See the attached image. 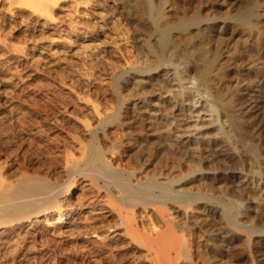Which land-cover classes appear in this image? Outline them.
Instances as JSON below:
<instances>
[{"label":"bare ground","instance_id":"bare-ground-1","mask_svg":"<svg viewBox=\"0 0 264 264\" xmlns=\"http://www.w3.org/2000/svg\"><path fill=\"white\" fill-rule=\"evenodd\" d=\"M63 1L0 0V13L4 14L7 11L15 17V24L19 25L18 27L27 28L30 25L31 27L40 26V20L46 18L48 20L43 24L41 23L42 27L57 30L55 12L59 7L61 8ZM98 1L72 0L76 12L81 7L87 11L91 10ZM116 1L122 4L121 7L124 11L133 15L135 24L133 27L145 35L147 40L145 39L146 41L142 43L145 42V47H143L146 55H141L143 58L137 59L138 61L128 62L130 63L129 70L122 74H115L112 96L115 100L112 106L113 112H108L107 108V110L103 107L101 109L100 103L97 102L98 98L94 95H82L81 91L78 92L79 94L76 96L78 99L87 100L88 103L92 104L91 109L94 113L93 116H95L93 118H96L94 121L93 118L83 116L82 121L79 120L83 122L82 129L90 134L88 142L82 141L84 139L81 140L80 137H74L71 133L74 137L73 142L78 143L76 144L78 149L76 150L67 144L71 147H64L65 149L61 153L60 146H55L54 148L62 154L61 161L57 160L58 157L55 158L57 161L50 162L53 168L48 167L46 172L43 171L44 169L30 171L27 168L28 164L24 169L21 167V173L19 170V174H14L16 177L14 175L13 177L10 173L5 174L6 172L4 173L2 170L3 167H0V228L5 227L7 229L3 232V236L12 233L19 225L26 223L32 224L31 228H35V235L40 234L39 219L44 218L45 221L49 222L55 214L59 215L57 217L58 224H62L65 216H70L71 221L67 224H72L76 221L74 218L76 213L88 209L87 212L92 216L100 212L113 213L118 219V226H123L124 237L127 236L134 243L141 245L146 254L151 257L153 264H180L181 260L196 264L194 256L197 255L194 253L192 240L189 239L188 233L194 230L195 225L193 223L201 220L198 213L203 210L214 217V220H218V226L210 225L211 222L206 218L204 222L211 227L205 230L204 225L199 226L203 233H207L209 237L207 239L209 244L206 245L207 247H203V252L200 251L202 252L201 255L199 254L200 259L205 264L213 261L231 264L230 261L235 254L233 244L238 237H241L240 239L244 243V246L241 247L244 252L251 251L250 247L255 239H257V243L264 242V207L258 203L261 201L264 203V150H261V146L259 147L253 138L254 134L257 133L264 143V0H233V14L228 17L229 19L223 21L219 31H216V27L219 25L217 22L209 23L215 22L216 17L204 18L201 16L200 9H195L192 14H189L186 12L188 8L180 5L181 0ZM198 6L196 5V7ZM169 7L176 11L182 12V9L184 10L182 16L178 20L176 19L178 23L164 21L163 15ZM18 16L27 17L17 21ZM51 25L56 27H51ZM227 27L231 29L232 37H237V41L234 42L235 44L233 43L231 49L229 45H225L226 49L229 47L228 53L225 52V47L223 48L225 43L221 45L219 41L222 31L226 30ZM210 30H215L218 37L215 38L216 34H211ZM214 38L217 39V42ZM196 39H199V43ZM213 40L217 44L212 43ZM199 47L201 50L204 47L206 49L204 48L201 52ZM198 52L201 58L196 62L194 57ZM224 59L226 61L222 62ZM244 61L246 62V70L243 73L240 67ZM225 62L233 68L232 71L228 70L229 66ZM233 77L239 81L242 80L241 77H244L243 79L248 82L247 92L250 95V99L248 98L250 104H248L251 107L249 127L244 125L242 117L234 118L237 115L232 113L235 102L231 96L230 98L226 97L228 88L232 86V83L230 84L228 81ZM154 80H159V83L155 82V84ZM130 83L135 84L140 90L122 93L120 88ZM188 84L191 87H188ZM147 87H151V89ZM60 100L58 96L54 97L53 95L51 98L53 109L60 106L66 110L67 104L64 100L63 103H60ZM217 104H221L226 115L235 114L231 120L233 126L239 135L240 133L246 135L249 141L250 167L244 165V160L240 159L242 155L240 156L239 152V156L237 154V156H232L229 153L230 156L225 153V151L228 152L227 149L232 146V143L231 138L226 133L224 120L222 121L221 112L223 111ZM40 107L36 111L38 115L41 113ZM165 110L166 112L171 110L168 114L172 120L164 113ZM43 113H46L47 116L54 115L52 108L45 109ZM204 113L209 115V124L206 125H210V128H206L203 123L205 120L202 114ZM26 117L20 122L23 132L26 129L36 127L35 119L37 117L35 119ZM227 126L229 125L227 124ZM111 129H120V132L126 129L131 131H125L123 136L119 134L120 136L113 139L109 133ZM207 129L214 132L215 140L223 139L221 147L217 149L216 157L228 159L230 163L239 162L241 164L243 162L238 171H231L230 184H227L228 189L223 192L221 197H219L220 194L217 196L214 193L212 184L205 185V189L202 191H196V188H194L195 191L190 189L193 184L194 187L196 186V182L208 178L206 174L208 169L205 167V163H215V159L210 160L207 155L211 145L215 143V140L209 138ZM40 131H42L41 126ZM9 140L11 141V139ZM50 153L53 154L55 151ZM123 154L134 160V163L132 161V164L118 163ZM51 157L54 158V156ZM156 158L158 159L156 163L159 166L155 165L160 167L161 164V168L154 165L157 170L151 171L149 170L150 160ZM170 163L169 169L167 165ZM58 164H61L63 172L59 177L54 178L52 173ZM163 164L170 171L175 170L166 173L162 170ZM215 171L218 170L215 169ZM80 180L88 183L86 186L89 187L90 193L86 196L87 200L80 204L77 202L78 205L67 204L69 207L65 208L63 201L70 200V197L74 196L73 187ZM234 185L246 188V190L248 187L255 188L254 193L257 198H254L256 201L259 200L256 202V209L251 210L246 200L241 197L242 195H239V199H237L238 197L233 198V191L229 188ZM243 196L245 195L243 194ZM138 209L153 211L154 214H149L153 216L150 225L141 226L139 224ZM256 212H259L257 216L260 214L257 217V220L259 218L260 221H258L259 225H255V221L252 222V213ZM91 219L94 220V217ZM96 219L97 216L95 221ZM217 230H220L219 235L215 234Z\"/></svg>","mask_w":264,"mask_h":264},{"label":"rangeland","instance_id":"rangeland-1","mask_svg":"<svg viewBox=\"0 0 264 264\" xmlns=\"http://www.w3.org/2000/svg\"><path fill=\"white\" fill-rule=\"evenodd\" d=\"M180 3V5H183L184 7H186V9H189L186 10V12L189 14H192L195 9H200L199 11L201 12L202 17H216L215 22H209L211 24L216 22L217 24H219L216 27V31H219V27L222 26L225 19H229L228 17L232 16V10L234 9L233 0H181ZM196 5L199 6L196 7ZM74 6L75 4H73L72 0H64L62 2L61 8L59 7L56 10L55 17L56 24L58 25V29L56 28L57 30L49 28L46 29L42 27V24L48 20L46 18L40 20V26L31 27L30 25V27L27 28L24 26L18 27L19 25L17 26L15 24V17L7 13V11L4 14L0 13V141L2 140V144L0 142V167H3L2 170L4 173L6 172L5 174L7 175L9 173L10 175L12 174L11 176H13L14 174L18 175L19 173H21L22 169L26 168L25 166L28 164L29 165L27 168L30 169V171H39L44 169L43 171L46 172L48 171L46 170L48 167L53 168V160L57 161L59 159L58 161H61V153L64 151V147L71 145L72 147H74V149H78V146L76 145L78 143L75 141V143L73 142V138L75 136L78 138L80 137L79 139L81 140L84 139L82 141L88 142L90 139V134L85 131V129H82L83 122L81 121L84 118L83 116H88V118L95 117L93 116L94 113L91 109L92 104L88 103L87 100L81 98L78 99V97L76 96H78L80 91L82 95H94L98 98L97 102L100 103L101 109L103 107V109L107 108L108 112H113L112 106L114 105L115 100L112 96L114 91L113 80L116 76L115 74H122L126 70H129V64L131 62L142 59L143 57L141 58V55H146V51L144 49L145 42H142L146 41L147 39L145 38V35H143V33H140L136 30L135 27H133L135 26L133 15L127 13V11H124L123 7H121L122 4L119 1L99 0L98 3H96V6L88 11L85 8L83 9L81 7V9L76 12V8H74ZM183 13V9L181 12L178 10H173L169 7L166 9L163 18L164 21L178 23L177 20L182 16ZM20 17H17V21L25 19V17L27 16H22L21 18ZM51 27L56 26L51 25ZM230 30L231 29L229 27H227L226 30H223L221 35L222 40H219L221 45L225 43L223 46V48L225 47L224 50L226 49L225 45H229L231 49L232 45L235 44L234 42L237 41V37H232ZM210 32L213 35L216 34L215 38L218 37V33L215 32V30H210ZM215 38L214 40L217 42V39ZM196 40L197 43H199V39ZM214 40L212 43H216ZM201 47H199L200 50ZM204 48H202V50ZM227 49L225 50L226 53H228ZM198 54L199 52L194 57V61L196 62L199 58H201L200 54L199 56ZM224 61H226V59H224L222 62ZM225 64L229 66V71L233 70V68H231L228 63L225 62ZM245 65L246 62L244 61V63H242V66L240 67L243 73L244 70H246ZM243 78L244 77H241L240 79L242 80L240 81L234 77L230 79L231 81L228 79V82H230V84L232 83V86L228 88L226 97L230 98L231 96V99L234 100L235 105L232 113H235L237 115L235 116V114L231 113V118V115L225 114L221 104H217V106L220 105V108L222 110L219 107L218 108L219 110L223 111L220 112L221 116L223 115L222 117L224 118H222V121L224 120V127L226 128L224 129L226 130L228 136L231 138L232 143V146L229 147L230 149H227L228 152L225 151V153L228 155L231 154L232 156H239V154L240 156L242 155V158L240 159H242V161L244 160V165L250 167L251 159L249 158L250 154L248 152L249 141L247 140L245 134L240 133L239 135V132L237 133V130L235 129V127L233 126V122L231 121L234 116V118L242 117L241 119L243 120L246 127H249V122L251 121L249 120L251 107L249 105L250 95H248L247 92L248 82ZM159 80H154V83H159ZM130 84L126 86L123 85V87L120 88V91L125 94L131 90L134 91L139 89L135 86V84ZM132 86L134 89L132 88ZM188 87H191L190 84H188ZM147 88L151 89V87ZM52 94L54 95V97L58 96V99H61L59 101L60 103H63L64 100V102L67 104L66 110L64 107L61 108L60 106H57L55 109H53L51 105V98H53ZM48 95L50 96V98ZM239 99L241 100L239 101ZM39 106H41L40 115L36 114ZM198 106L200 105L198 104ZM50 108H52V110L54 111V115L47 116L46 113H43L45 109ZM170 111L171 110H167L166 112L165 110L164 113L169 116L168 118L170 120H172L169 115ZM202 116H204L203 118L205 121H203V123L205 124L206 128H210V125H206L209 124V115L204 113L202 114ZM25 117H33L34 119L37 117L35 119L36 127L32 129H26L23 132L21 127L22 123L20 122ZM95 119L96 118H93L94 121ZM37 123H39L40 125ZM227 124L229 126H227ZM40 126L42 131H40ZM125 131L129 132L131 130L126 129ZM125 131L121 130L120 132V129H111L109 132L110 137L114 139L117 136H123ZM207 131L209 132V138H211V140H215L214 132L211 129H207ZM71 133L72 135H74V137L71 135ZM253 138L254 142H256L259 147L261 146V150H264V143L262 142V138L257 133L254 134ZM9 139H11V141ZM6 141H9L10 143H7ZM12 141L13 143H11ZM222 142L223 139H216L215 143L211 145V149H209V152H207L210 160L215 159V163H205V167L209 170L206 171L208 178L203 181L196 182L195 187L193 184L191 186L192 188H190L191 190L202 191L205 189V185L212 184L215 191L213 192L217 196H219L220 194L219 197H221L223 196V192L228 189L227 184H230L229 178L231 171H238L241 168V164L243 165V162L240 161L241 164L239 162L230 163L228 159L225 160L222 157H216V153L218 152L217 149L221 147L220 145H222ZM58 145L60 146V149H62V151L60 150L61 153L56 148H54ZM233 149L235 150L233 151ZM47 150L50 151L48 152ZM54 151V155L50 153ZM23 153L24 155H22ZM125 155L126 154L121 155V161H118V163L122 162L124 164H132L134 160H131ZM51 156H54V158ZM55 158H57V160ZM44 160L46 163L44 162ZM156 160L158 159L156 158L150 160L151 162L149 170H157L156 167L159 165L158 163H156ZM50 162L52 163L50 164ZM45 164L47 167L45 166ZM170 165L171 163L167 165L169 169ZM165 167L166 165L163 164L162 170L166 173L175 170L172 169L170 171L166 167L168 170L167 171ZM157 168H161V164L160 167ZM15 169H18V171H16ZM215 169L218 171H215ZM211 170L212 172H210ZM14 171H16L17 173ZM53 172L54 173H52V175L54 176V178L59 177L63 172L61 164H58ZM86 184H88L86 181L82 182L81 180L75 184V186L73 187L74 196H71L70 200L67 201L63 199L65 200L63 201L65 208L69 207L67 204L78 205V203L80 204L87 200L86 196L89 195L90 189L86 186ZM219 187L223 191L219 190ZM233 187H230L229 190L233 191L232 196L234 199H236L237 197V199H239V195H242L241 197L246 200L251 210L257 208L256 202L259 200L256 201L255 199L257 198V196H255L256 194L254 193L255 188L248 187L246 190V188H240L235 185ZM194 188L196 189L194 190ZM243 194L245 196H243ZM78 198L81 199L79 200ZM68 201L69 203H67ZM258 203H260V206L263 205L264 207V203H262V201ZM87 211L89 210H81L79 211V213H76L74 216V218H76V221H74L75 223L73 222L72 224H67L71 221L70 216H65L62 220V224L57 223V217L59 216H57V214L52 216L49 222L45 221L44 218H40V234L36 235L34 234L35 228H31L32 224L30 223L19 225L14 229L12 233L6 236H3V232H5L7 229L5 227L0 228V235H2L0 236V264H153L151 257L146 254L145 249L142 248L141 245L136 242L134 243V241H132V239H129V237L127 236V238L124 237L125 235L123 226H118V219L116 216H114L113 213L100 212L92 216V214H89V212ZM203 212L204 211L201 210V213H198L201 216V220H198L197 223H193L195 225L194 230L190 231L189 233L187 232L188 236L190 235L189 239L192 240L191 242L193 244L192 246L194 247V253L197 255L194 256L196 264H205L203 263L202 259H200L201 256L199 257V254L201 255L204 248L207 247L206 245L209 244L207 240L209 238L208 234L203 233V231L200 229V227H202L203 225H206V228L203 226L205 230L211 227L204 222L205 218L209 222H211L210 225H214V227L218 226L217 219L214 220V217L210 216L207 212ZM258 213H252V222L255 221V225H259L260 222L259 218L257 220V217L260 215L259 214L257 216ZM149 214L152 215L154 213L153 211H144L138 209L137 217L138 222L141 226L150 225V222L152 220L151 218H153V216ZM263 215L261 213V216ZM96 216L98 220L96 219L95 221ZM93 217L94 220L91 219ZM252 222L251 224H253ZM263 222H261V224ZM94 228L95 230L97 229L96 232ZM218 233H220V230H217L215 232V234ZM240 238L241 237H238V239L233 244V246H235L233 247L235 254L230 261L232 262L231 264H264V242L257 243V239H255L250 247L251 251L244 252V249L241 248L244 246V243H242ZM235 256H238L239 258ZM29 259L30 261H28ZM220 262L221 261H213L207 264H220ZM180 264L190 263H187V261L185 260H181Z\"/></svg>","mask_w":264,"mask_h":264}]
</instances>
